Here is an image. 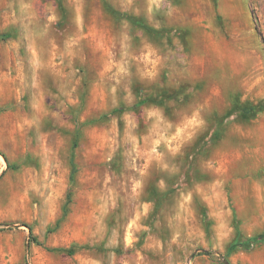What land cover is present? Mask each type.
Returning a JSON list of instances; mask_svg holds the SVG:
<instances>
[{
    "label": "rangeland",
    "instance_id": "obj_1",
    "mask_svg": "<svg viewBox=\"0 0 264 264\" xmlns=\"http://www.w3.org/2000/svg\"><path fill=\"white\" fill-rule=\"evenodd\" d=\"M108 2L0 0V264H264V0Z\"/></svg>",
    "mask_w": 264,
    "mask_h": 264
},
{
    "label": "trees",
    "instance_id": "obj_2",
    "mask_svg": "<svg viewBox=\"0 0 264 264\" xmlns=\"http://www.w3.org/2000/svg\"><path fill=\"white\" fill-rule=\"evenodd\" d=\"M102 2V6L104 8V10L109 13L113 18H115L116 20H120V19H125L127 20L129 23H131V25L137 29H141L144 32H146L149 35H153V36H158L160 34L163 33V29H156L154 27H152L151 25H149L146 21H144L142 18H140L139 16L133 15V14H122L119 11H116L113 6L108 2V0H101ZM58 8L59 11H63V6L61 5V3H58ZM15 36V34L12 32V30H7V31H3L0 32V41H4L7 40L9 38H13ZM150 98H144V100H140L139 102H137L136 104H134L132 106V110H136L139 107H141L143 104L147 103V101ZM158 102V101H157ZM159 104V102H158ZM162 104V102H161ZM125 108H120L118 110H114L109 114H105L102 115L101 118H106L108 117L110 114L113 113H122L124 111ZM239 110V114L241 117L245 118V119H249V118H254L259 112L264 111V104H262V102H258L256 104L253 103H244L243 105L240 106V108H238ZM99 118V119H101ZM216 130L212 133V137L215 135ZM71 167H72V175H71V179L73 174L75 173V166L74 163L72 162L71 159ZM150 195L152 196V198H159L160 197V192L156 189H153L150 191ZM158 200H156L157 203ZM70 203V199H67L66 205H68ZM264 240V234L259 235V236H255L250 238L249 240H247L246 242H243L241 244H236V246L242 247L244 249H250L251 247H253V245L256 242H261ZM231 251V248L227 249V254H229Z\"/></svg>",
    "mask_w": 264,
    "mask_h": 264
}]
</instances>
